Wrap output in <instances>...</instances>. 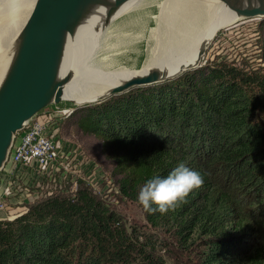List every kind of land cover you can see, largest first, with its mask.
Listing matches in <instances>:
<instances>
[{"label": "trees", "instance_id": "trees-1", "mask_svg": "<svg viewBox=\"0 0 264 264\" xmlns=\"http://www.w3.org/2000/svg\"><path fill=\"white\" fill-rule=\"evenodd\" d=\"M71 117L99 139L117 199L145 224L83 182L76 193L49 189L0 220V264H264V44ZM180 164L203 184L166 213L145 210L140 188Z\"/></svg>", "mask_w": 264, "mask_h": 264}, {"label": "bare ground", "instance_id": "bare-ground-1", "mask_svg": "<svg viewBox=\"0 0 264 264\" xmlns=\"http://www.w3.org/2000/svg\"><path fill=\"white\" fill-rule=\"evenodd\" d=\"M36 0H0V90L17 52L20 34ZM120 0H98L82 21L72 49L61 69V78H68L63 101L83 105L108 95L124 82L154 70L170 75L184 72L197 59L201 44L214 33L234 24L236 6L232 0H163L160 5L157 50L140 69L106 66L100 53L104 48L108 26L119 17L135 11L145 0H130L114 12ZM206 4L205 22L198 26L199 5ZM204 6V5H203ZM114 12V13H113ZM111 14L109 21L106 17ZM201 22V21H200ZM61 104V103H59ZM53 105V104H52ZM51 106V105H50Z\"/></svg>", "mask_w": 264, "mask_h": 264}, {"label": "water", "instance_id": "water-1", "mask_svg": "<svg viewBox=\"0 0 264 264\" xmlns=\"http://www.w3.org/2000/svg\"><path fill=\"white\" fill-rule=\"evenodd\" d=\"M96 1L98 0H36L22 29L17 52L0 90V172L8 161L17 134L27 122L50 105L63 101L64 87L69 79L61 78L62 65L71 52V39L76 36L82 21ZM128 1L130 0H120L116 3L114 12ZM232 1L236 6V22L264 19V0ZM111 16L109 14L106 20L109 21ZM218 31L201 44L196 61L184 73L202 66L201 60ZM182 74L183 72L170 75L165 71L154 70L126 81L110 90L108 95L83 103L82 106L98 104L106 98L135 88L167 82Z\"/></svg>", "mask_w": 264, "mask_h": 264}, {"label": "rangeland", "instance_id": "rangeland-1", "mask_svg": "<svg viewBox=\"0 0 264 264\" xmlns=\"http://www.w3.org/2000/svg\"><path fill=\"white\" fill-rule=\"evenodd\" d=\"M161 1L163 0H145L135 11L119 17L108 26L106 32H108L107 36L109 37L104 43L106 50L101 51L99 55L106 66L112 69H140L148 63L157 50L158 17L160 12V5L158 4ZM206 7V4H201L198 7L200 8L199 12L201 16L198 22H196L198 26L203 25L205 22ZM263 44L264 26H261V22L257 19L240 20L226 28L219 29L217 35L209 45L205 56L202 58L201 65L206 66L217 55L229 57H239L243 54L255 55L256 52H260V47ZM112 97L106 98L103 102ZM84 106H77V104L75 105V103L67 102L66 100L61 102V107L65 109H77ZM58 137L67 148L71 147L76 151L83 163H87V166L89 163L96 165L94 167L95 172H93L98 180L95 186L96 194L105 199L112 208L121 212L128 219V222L145 224L141 210L133 205L125 207L127 204L120 201L119 198L117 199V186L115 182L118 177L113 176L114 163L106 157L107 155L103 152L99 139L83 134L73 117L67 119L62 125ZM5 166L0 172V187H2L1 191L3 194H6L8 190L12 191L13 196L17 194L18 190L15 186L17 183H20V186L28 185L32 186L33 189L36 188L26 182L25 179H18L19 181H16L14 178L9 181L10 184H6L8 179L5 175L10 171V168L9 166L5 168ZM47 187L51 189L52 186L47 184L45 190H49ZM33 189H31L32 192H34ZM42 189L39 188L35 192L38 198L41 196L40 192ZM12 195L10 199L6 197V202L10 204L12 211L0 210V220L3 218L13 219V217L18 216L26 210L25 206L28 207V204L33 203L29 197L24 196L26 194L21 196L20 199H16ZM10 213L13 215L11 216Z\"/></svg>", "mask_w": 264, "mask_h": 264}, {"label": "built area", "instance_id": "built-area-1", "mask_svg": "<svg viewBox=\"0 0 264 264\" xmlns=\"http://www.w3.org/2000/svg\"><path fill=\"white\" fill-rule=\"evenodd\" d=\"M74 111L75 109H65L60 104H53L35 115L17 134L5 166L10 168L5 175L8 179L6 184H10L9 181L14 178L16 181L25 179L36 188L15 184L18 190L17 194H14L16 199L26 194L24 196L29 197L34 203L40 198L35 195L36 190L43 188L40 193L46 191L47 184L52 186L51 189L76 193L83 182L95 191L98 180L93 172L96 165L91 162L92 164L89 163L87 166L77 152L71 147L67 148L58 137L62 124L73 115ZM1 188L0 210L12 211L10 204L6 202V197L10 199L12 191L8 190L3 194ZM25 207L27 209V206Z\"/></svg>", "mask_w": 264, "mask_h": 264}, {"label": "clouds", "instance_id": "clouds-1", "mask_svg": "<svg viewBox=\"0 0 264 264\" xmlns=\"http://www.w3.org/2000/svg\"><path fill=\"white\" fill-rule=\"evenodd\" d=\"M202 184L200 173L180 164L167 176L147 180L138 192V203L147 211L163 214Z\"/></svg>", "mask_w": 264, "mask_h": 264}, {"label": "crops", "instance_id": "crops-1", "mask_svg": "<svg viewBox=\"0 0 264 264\" xmlns=\"http://www.w3.org/2000/svg\"><path fill=\"white\" fill-rule=\"evenodd\" d=\"M4 219V218H3ZM6 219V218H5Z\"/></svg>", "mask_w": 264, "mask_h": 264}, {"label": "flooded vegetation", "instance_id": "flooded-vegetation-1", "mask_svg": "<svg viewBox=\"0 0 264 264\" xmlns=\"http://www.w3.org/2000/svg\"><path fill=\"white\" fill-rule=\"evenodd\" d=\"M257 20H259V19H257Z\"/></svg>", "mask_w": 264, "mask_h": 264}]
</instances>
